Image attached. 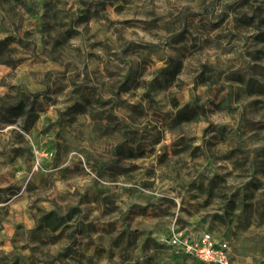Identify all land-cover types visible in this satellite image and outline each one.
Returning a JSON list of instances; mask_svg holds the SVG:
<instances>
[{
  "label": "rangeland",
  "instance_id": "obj_1",
  "mask_svg": "<svg viewBox=\"0 0 264 264\" xmlns=\"http://www.w3.org/2000/svg\"><path fill=\"white\" fill-rule=\"evenodd\" d=\"M2 41L0 264H264V0H0Z\"/></svg>",
  "mask_w": 264,
  "mask_h": 264
},
{
  "label": "built area",
  "instance_id": "obj_2",
  "mask_svg": "<svg viewBox=\"0 0 264 264\" xmlns=\"http://www.w3.org/2000/svg\"><path fill=\"white\" fill-rule=\"evenodd\" d=\"M38 153V164L40 158L53 156V152ZM40 155V156H39ZM168 243L178 253L198 259L205 264H233L231 259V248L229 242L215 237L210 232H186L173 230Z\"/></svg>",
  "mask_w": 264,
  "mask_h": 264
},
{
  "label": "trees",
  "instance_id": "obj_3",
  "mask_svg": "<svg viewBox=\"0 0 264 264\" xmlns=\"http://www.w3.org/2000/svg\"><path fill=\"white\" fill-rule=\"evenodd\" d=\"M4 44L5 42H0V49ZM1 50L3 51V49ZM43 219L46 227H49L52 230H58L65 222V220L61 219L55 212L47 213Z\"/></svg>",
  "mask_w": 264,
  "mask_h": 264
}]
</instances>
